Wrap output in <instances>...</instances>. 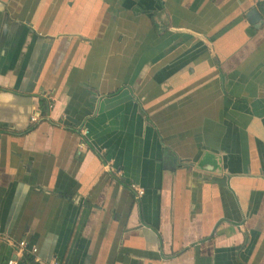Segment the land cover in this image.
Here are the masks:
<instances>
[{
    "label": "crops",
    "instance_id": "1",
    "mask_svg": "<svg viewBox=\"0 0 264 264\" xmlns=\"http://www.w3.org/2000/svg\"><path fill=\"white\" fill-rule=\"evenodd\" d=\"M253 10L0 0V264H264Z\"/></svg>",
    "mask_w": 264,
    "mask_h": 264
},
{
    "label": "built area",
    "instance_id": "2",
    "mask_svg": "<svg viewBox=\"0 0 264 264\" xmlns=\"http://www.w3.org/2000/svg\"><path fill=\"white\" fill-rule=\"evenodd\" d=\"M38 120H39L38 116H32L31 117V121L33 123L38 122ZM132 189L136 190L137 193L139 194V196H142L143 193H144V191L142 189H140L139 187H137L135 185L132 186ZM19 248H20V252H24L25 253V251H26V252L31 253L32 255H35L37 253V248L35 246H29L25 241H22V242L19 243ZM8 264H17V262L15 260H10L8 262ZM52 264H60V263L55 261Z\"/></svg>",
    "mask_w": 264,
    "mask_h": 264
},
{
    "label": "trees",
    "instance_id": "3",
    "mask_svg": "<svg viewBox=\"0 0 264 264\" xmlns=\"http://www.w3.org/2000/svg\"><path fill=\"white\" fill-rule=\"evenodd\" d=\"M41 111L43 115L47 113V104L42 100H41ZM24 262L26 264H39V263H36L35 256L26 251L24 253Z\"/></svg>",
    "mask_w": 264,
    "mask_h": 264
},
{
    "label": "water",
    "instance_id": "4",
    "mask_svg": "<svg viewBox=\"0 0 264 264\" xmlns=\"http://www.w3.org/2000/svg\"><path fill=\"white\" fill-rule=\"evenodd\" d=\"M247 18L253 24L255 28H259L263 26L264 20L263 18L257 13V11L253 10L248 15ZM24 258V257H23Z\"/></svg>",
    "mask_w": 264,
    "mask_h": 264
},
{
    "label": "flooded vegetation",
    "instance_id": "5",
    "mask_svg": "<svg viewBox=\"0 0 264 264\" xmlns=\"http://www.w3.org/2000/svg\"><path fill=\"white\" fill-rule=\"evenodd\" d=\"M144 194V193H143ZM139 195V194H138Z\"/></svg>",
    "mask_w": 264,
    "mask_h": 264
}]
</instances>
